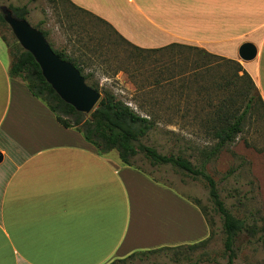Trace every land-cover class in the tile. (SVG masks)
I'll return each instance as SVG.
<instances>
[{"label": "crops", "instance_id": "0c3cea01", "mask_svg": "<svg viewBox=\"0 0 264 264\" xmlns=\"http://www.w3.org/2000/svg\"><path fill=\"white\" fill-rule=\"evenodd\" d=\"M69 1L141 49L180 44L235 59L252 42L254 67L242 68L264 103V0ZM8 66L0 39V264H108L208 236L198 207L117 153L99 155Z\"/></svg>", "mask_w": 264, "mask_h": 264}, {"label": "rangeland", "instance_id": "374dc122", "mask_svg": "<svg viewBox=\"0 0 264 264\" xmlns=\"http://www.w3.org/2000/svg\"><path fill=\"white\" fill-rule=\"evenodd\" d=\"M0 6H25V19L47 32L51 48L67 57L81 59L82 46L95 47L96 53L86 54L81 66L83 74L93 73L88 83H98L139 115L154 118L155 129L141 142L162 154L181 153L199 165V151L215 142L208 136L217 121L210 104L230 107L234 102L233 107L240 110L246 97L239 91L253 94L243 83L245 80L225 87L233 79L231 65L217 59L207 63L197 50L178 47L148 54L136 51L125 46L107 25L65 0H0ZM0 34L8 41L13 38L8 27L1 28ZM231 60L242 67L249 63L238 57ZM202 63L209 65L193 71V66ZM247 67L252 70L253 61ZM260 85L264 92V73ZM175 136L182 140L176 142ZM134 164L150 173L154 182L165 184L189 202L196 200L212 222L213 236L207 245L195 250L169 249L115 264H227L222 216L209 198L205 181L169 165L153 167L142 155L135 158ZM205 170L215 181L224 206L244 222L245 230L234 244L236 257L232 264H264V110L256 98L241 133Z\"/></svg>", "mask_w": 264, "mask_h": 264}, {"label": "trees", "instance_id": "16d2710c", "mask_svg": "<svg viewBox=\"0 0 264 264\" xmlns=\"http://www.w3.org/2000/svg\"><path fill=\"white\" fill-rule=\"evenodd\" d=\"M65 1L71 6L93 16L95 19L107 25L118 36V38L123 42L125 46H129L136 51L148 54L159 52L170 47H178L180 49L184 48L187 50H197V52L203 55V60L207 61V63L215 59L221 60L222 62L231 65L230 68L234 70L233 79H230L231 81L226 82L225 87L228 88L231 84L236 85L237 80H245V82L243 81V83L247 84V88L249 89L248 91L253 92V94L247 96L248 93L245 90L239 91L241 96L246 97V102L240 110H236V108L233 107L235 105L234 102L230 105V107H224L221 105L215 106L210 104L212 108V114L217 116V121L213 127L211 126L212 132H209L208 136L211 139L215 140V142L210 147L203 148L199 151V165H194L181 153H172L166 155L158 152L155 147L143 144L141 142V139L143 137H146L149 132H151L156 127V122L155 120H153L154 118L139 115L127 104L117 99L110 90L100 88L98 83H88V79L93 76V73L88 72L86 75L83 74V69L81 66L84 65L83 59L87 58L84 57L86 56V54L96 53L97 49L95 47L89 48L87 45L82 46V49H79V51H82V55L84 56H81V59L76 60L72 59L71 57H67L63 52H57L53 50L61 59L72 63L83 76L86 84L93 88L95 91L100 92L102 95L97 102L95 109L88 115H85L83 113L77 112L72 106L66 104L58 97V95L46 83L33 57L19 46L14 37L11 41H8L4 35L0 34V39L6 46L9 57L8 76L12 79L21 80L28 91L50 110V112L54 115L57 123H59L64 128H71L79 132L83 139L91 144L99 155L104 156L112 150H115L121 164L133 167L149 177H151L150 173H147L142 168L134 164V160L138 155H142L146 160L149 161L150 165L153 167L169 165L173 168L184 171L192 177L202 178L206 183L208 195L210 200L212 201V204L214 205L216 211L222 216L221 229L224 234L223 251L227 258V264H232L234 258L236 257L234 244L238 235L245 230L244 222L241 219L235 218L224 206L218 194L216 183L206 172L205 167L226 146L230 145L239 133H241L246 124L248 116H250V111L252 109L253 101L255 98L264 110V103L258 93L257 88L254 85V82L238 62L227 59L225 57L211 54L197 47L171 44L156 49L138 48L118 35L116 31H114V29L102 19L75 6L69 0ZM8 8L19 18H25V16L28 14V10L25 6H8ZM3 27L7 28V25L3 21L0 14V29ZM40 31L46 38L47 32H44L42 30ZM208 65L209 64L204 63L196 64L195 66H193V71L199 68L201 69ZM239 72H241V75H238ZM181 74L182 76H185L187 73ZM154 83L158 84V80L155 79ZM155 84L153 85L156 86ZM166 120L168 121V119ZM169 132L174 133L171 131ZM175 137L176 142H180V140H182L178 136ZM163 185L166 186L165 184ZM190 202L198 207L201 214L206 220L209 234L205 239L189 245H180L176 247H160L152 250L136 251L125 258L116 259L108 264L120 263L133 257H139L143 255L147 256L169 249L178 250L181 248H186L195 250L199 247L207 245L211 241L213 236V231L211 228L212 222L207 218L205 209L199 206V203L196 200H192Z\"/></svg>", "mask_w": 264, "mask_h": 264}, {"label": "water", "instance_id": "95a60500", "mask_svg": "<svg viewBox=\"0 0 264 264\" xmlns=\"http://www.w3.org/2000/svg\"><path fill=\"white\" fill-rule=\"evenodd\" d=\"M0 14L16 42L33 57L46 83L58 97L77 112L85 115L91 113L101 98V93L88 86L76 67L61 59L43 33L25 18L17 17L8 6H0ZM256 53L255 45L250 42L241 43L237 49V56L243 62L252 61Z\"/></svg>", "mask_w": 264, "mask_h": 264}]
</instances>
